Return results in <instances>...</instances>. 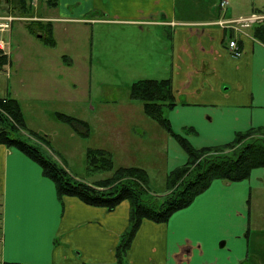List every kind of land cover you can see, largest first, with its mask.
Returning a JSON list of instances; mask_svg holds the SVG:
<instances>
[{
	"label": "crops",
	"instance_id": "obj_1",
	"mask_svg": "<svg viewBox=\"0 0 264 264\" xmlns=\"http://www.w3.org/2000/svg\"><path fill=\"white\" fill-rule=\"evenodd\" d=\"M200 1L0 0V17H16L10 30L0 31L9 60L0 70L6 71L0 73V98L17 100L25 114L19 85L27 82L29 95L38 89L45 96L83 102L93 91L98 36L113 37L114 29L124 27L125 74L141 76L137 81H171L176 100L172 123L191 127L198 136L192 139L195 148L220 147L238 134L264 129V43L255 38L254 27L237 32L218 25L222 20L260 15V10L223 9L221 0L197 5ZM16 21L24 27L15 28ZM30 24L37 34L30 32ZM42 26L52 27L55 48L41 41ZM61 31L73 45V56L55 53ZM19 35L18 49L32 36L43 44L36 53L39 64L33 53L27 54V60L21 53L13 61L11 50ZM231 38L243 51L239 58L228 51ZM74 56L81 59L80 74L73 71ZM74 74L73 90L80 88V96L71 95L66 83L67 75ZM262 191L264 168L253 170L241 182L215 180L194 200V206L173 214L167 223L144 220L123 264H264ZM26 193L30 194L27 198ZM10 194L13 229L19 224L28 231L30 258L50 264H122L117 252L130 226L129 202L109 212L77 198L61 199L40 165L6 146H0V264H17L4 258ZM29 199L42 202V223L35 229L28 215Z\"/></svg>",
	"mask_w": 264,
	"mask_h": 264
},
{
	"label": "rangeland",
	"instance_id": "obj_2",
	"mask_svg": "<svg viewBox=\"0 0 264 264\" xmlns=\"http://www.w3.org/2000/svg\"><path fill=\"white\" fill-rule=\"evenodd\" d=\"M197 1L199 2V0ZM202 1L197 5H201ZM204 1L207 2V0ZM226 2V8L231 9L232 7V9L243 11H251L257 8L260 10V15L264 16V0H247V2L246 0H226ZM253 15L249 16L252 17ZM246 19L248 16L240 18V31L237 32L246 29ZM220 24L218 23V25ZM20 25L24 27L23 23L18 21L14 24L15 28L20 27ZM224 25L234 29L230 24ZM95 32H98L97 29ZM114 33L113 37L107 36L106 38L104 33L98 36V43L94 50V65L92 66L93 91L90 97L83 102L73 99L59 100L53 94L45 96L38 89L29 95L27 82L19 85L27 128L45 136L50 141L51 153L54 158L63 164L73 176L88 184L94 185L109 179L114 173L109 169L99 170L90 167L87 160L90 150H105L110 153L114 160L115 169L138 167L146 170L149 175L150 188L156 194L155 196L152 193L151 198H148L161 203L167 192L169 173L182 167L188 156L175 138L160 123L145 114L143 103L131 99V85L142 77L125 74L124 58L127 53L124 50V27L114 29ZM63 35L64 32H59L58 38H60L61 43L55 52L62 54L61 57L67 53L72 55L71 49L73 48L72 43ZM18 42L21 43L20 35L18 38L14 37L11 50L13 61L21 53H24L26 60L28 59L27 54L33 53L36 58L35 62L39 64L41 59L36 53L38 49H43L40 40L32 36L28 41L23 42L24 46L21 49H18ZM74 61L76 65L73 71L80 74L79 63L81 59L74 56ZM5 72L0 71V73ZM10 72L13 73L14 70L10 69ZM7 81L6 78L3 79V83ZM74 82H76V75H67L66 83L71 88L70 94L80 96V88L73 90ZM172 111L171 108L165 107L163 110L164 117L169 121L175 133L187 137L192 144V139L197 138V134L190 130V126L185 128L182 125L180 127L174 125L172 123ZM59 113L87 122L88 131L86 132L85 128L76 124L70 125L61 122L57 116ZM251 131L254 132L249 136L251 140H264V129ZM22 133L28 141L37 145L42 144L26 131ZM86 133L87 135H84ZM200 142L202 145L208 144L206 140H200ZM173 145H176L177 150L174 149ZM239 145L244 146L242 143ZM192 146L194 147L193 144ZM236 148L225 150L223 153L235 152L237 154ZM261 196L264 197V191H262ZM193 203L178 212L188 211L191 206H194ZM254 206L256 207V205ZM194 209L193 212L197 213V207ZM199 219L200 215L196 217L195 222ZM219 248H221L220 243Z\"/></svg>",
	"mask_w": 264,
	"mask_h": 264
},
{
	"label": "trees",
	"instance_id": "obj_3",
	"mask_svg": "<svg viewBox=\"0 0 264 264\" xmlns=\"http://www.w3.org/2000/svg\"><path fill=\"white\" fill-rule=\"evenodd\" d=\"M29 29L31 33L37 34L31 24ZM41 30H44V44L55 48L52 27L42 26ZM254 36L264 43V23L254 27ZM8 62L7 56L0 55V70ZM130 91L131 99L142 102L145 114L160 123L188 156L182 167L169 173L167 192L161 203L148 198L152 193L156 194L150 188L146 170L138 167L115 169L113 157L105 150H90L88 164L94 169H109L114 172L113 176L94 185L77 179L54 158L50 141L27 128L20 103L15 99L0 98V146L15 148L40 165L44 175L56 186L61 199L77 198L87 206L104 208L109 212L115 211L123 202H129L130 226L122 235L117 252L118 261L122 264L125 263L126 253L144 220L165 224L173 214L189 207L215 180L241 182L247 180L253 170L264 168V140H251L249 136L254 133L252 131L238 134L229 144L200 149L193 147L186 137L175 133L163 114L165 107L172 109L176 106L170 80L136 81L131 85ZM57 116L61 122L76 124L88 131V124L84 121L60 113ZM23 131L42 144L28 141ZM240 143L244 146L239 145ZM233 148L237 149V154L223 153Z\"/></svg>",
	"mask_w": 264,
	"mask_h": 264
},
{
	"label": "snow or ice",
	"instance_id": "obj_4",
	"mask_svg": "<svg viewBox=\"0 0 264 264\" xmlns=\"http://www.w3.org/2000/svg\"><path fill=\"white\" fill-rule=\"evenodd\" d=\"M26 198L30 194H25ZM42 202L37 199L35 202L29 199L28 201V215L31 220V227L33 229L40 227L42 223ZM13 200L10 194L9 201V231L5 244L4 258L6 261L16 260L17 264H50L49 261L30 258L28 253L30 251L28 231L17 226L16 231L13 229ZM21 255L25 258L21 259Z\"/></svg>",
	"mask_w": 264,
	"mask_h": 264
},
{
	"label": "built area",
	"instance_id": "obj_5",
	"mask_svg": "<svg viewBox=\"0 0 264 264\" xmlns=\"http://www.w3.org/2000/svg\"><path fill=\"white\" fill-rule=\"evenodd\" d=\"M224 4H227V2H224ZM14 20L15 18L12 16L0 17V30L1 31L10 30L11 22H13ZM263 21H264V16L253 15L252 17H248V19H246L245 27L248 28L254 24L262 23ZM239 22L240 20H231V21H224V24H230L235 30L240 31ZM6 49H7V43L4 40H0V55L6 53ZM228 51L233 57L236 58L241 57L242 55V50L238 46L236 40H230L228 45Z\"/></svg>",
	"mask_w": 264,
	"mask_h": 264
},
{
	"label": "bare ground",
	"instance_id": "obj_6",
	"mask_svg": "<svg viewBox=\"0 0 264 264\" xmlns=\"http://www.w3.org/2000/svg\"><path fill=\"white\" fill-rule=\"evenodd\" d=\"M224 2H226V0H221V3H220L221 8H223V9H225L226 6H227V4H224ZM254 15H259V14L254 13ZM260 16H261V15H260ZM248 17H250V16H248ZM240 18H241V17H240ZM240 18L235 19V20H240ZM220 23H221V25L225 26L223 21H221Z\"/></svg>",
	"mask_w": 264,
	"mask_h": 264
}]
</instances>
